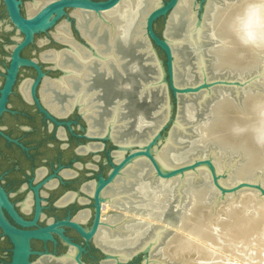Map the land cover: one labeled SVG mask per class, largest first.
<instances>
[{
    "label": "water",
    "instance_id": "1",
    "mask_svg": "<svg viewBox=\"0 0 264 264\" xmlns=\"http://www.w3.org/2000/svg\"><path fill=\"white\" fill-rule=\"evenodd\" d=\"M120 1L51 0L28 18L27 15L23 17L20 14V1L1 0L9 22L22 38L12 51L6 82L0 92V115L5 111L4 103L19 67H28L37 74L31 85L33 101L40 113L55 122L34 96V88L43 77L40 66L33 60L20 58L19 53L32 43L34 35L55 28L61 18H64L71 41L82 49L93 52L80 35L71 13L79 11L99 16L114 9ZM179 1L158 0V6L147 13L142 27V38L154 61L155 78L150 79L154 86L147 88L152 93L150 98L137 100L130 113L137 116L138 112H143V117L152 120V106H156L155 111L159 113L157 129L144 146L133 145L126 148L118 161H115L113 153L121 148L108 135L91 138L103 147L106 143L109 144L111 153L110 169L105 178L98 177L91 197L94 214L90 225L65 219L38 227L41 210L37 196L39 186L33 189V220L25 222L16 215L0 187V230L12 245L9 264H32L30 257H36L35 260L41 257L57 259L66 256L70 251H73L72 264H88L83 261L82 256L90 246L101 256L98 263L93 264H102L111 259L105 250L94 243V237L103 227L101 211L104 203L101 195L121 171L136 160L146 163L154 181L166 182L175 179L181 184H176L159 203L156 225L146 224L142 237L137 239L133 248L128 249V258L120 259L115 264H173L175 258L168 251L169 242L187 222L201 218L211 220L231 199L238 200L245 194H252L257 200L264 199V148L256 147L249 137L233 138L226 131L233 120L247 114L252 99L264 97V52L256 54L255 51L244 50L241 57H235L234 52L238 48L233 47L230 59L219 58L218 54L224 49L220 47V38H209L211 28H208L209 18L206 16L208 0H190L194 21L203 27L202 37L197 48L185 46L177 52L186 59L176 64L174 50L165 38L164 31L169 15ZM241 3L242 0L219 2L220 7L230 8L238 7ZM160 20H163V30L157 33L155 23ZM72 31L78 35L79 41L75 39ZM53 42L62 47L59 51L67 49L66 44L54 38ZM53 70L62 76L64 74L60 69ZM96 85L102 88L99 97L109 102V79L98 76ZM116 94L117 92L111 98ZM77 110L79 113V108ZM103 113L109 114L107 110ZM139 131L135 129L134 133L141 134ZM0 136L9 140L1 133ZM166 140H169L167 152L171 164V168L167 170L161 168L154 156V148H159ZM188 176L190 178L183 184ZM2 210L16 225L27 229L12 226L3 216ZM32 227L34 229H28ZM64 229L73 231L81 242L76 243L65 236ZM155 229L160 231L159 240L155 245H148ZM32 241L40 242L43 251H32ZM57 241L66 249V253L56 255L55 251L49 252L46 249L47 243L56 246Z\"/></svg>",
    "mask_w": 264,
    "mask_h": 264
},
{
    "label": "bare ground",
    "instance_id": "2",
    "mask_svg": "<svg viewBox=\"0 0 264 264\" xmlns=\"http://www.w3.org/2000/svg\"><path fill=\"white\" fill-rule=\"evenodd\" d=\"M49 1L27 3L28 18ZM219 2L208 0L206 3L208 28H211L209 38L221 39L225 35L224 21L237 11L235 6L220 7ZM157 6L158 0H121L114 9L99 16L74 11L71 15L75 18L76 27L93 52L72 44L63 22L56 26L52 35L69 48L40 55L42 61L52 63L53 68L64 73L58 81L43 84V100L48 102L49 98L54 102V112L64 96L65 111L70 110L69 105L71 108L78 105L89 126H94L89 128L94 133L92 135H108L121 148L113 154L115 161L122 158L126 148L144 146L158 126L156 106H152V120L143 117V112H138L137 116L130 113L137 100L150 98L152 94L147 88L154 86L150 81L155 78L154 61L142 38V27L147 13ZM191 6L190 0H180L165 27L164 36L174 50L176 64L186 59L178 51L185 46L197 48L201 41L203 27L194 21ZM223 49L218 54L219 58L230 59L233 48ZM243 53L240 48L234 52L235 57H241ZM98 76L109 79V102L99 97L102 88L96 85ZM104 110L109 114L103 113ZM135 129L144 135L135 134ZM168 144L169 140H166L159 148H154L156 161L166 170L171 168ZM189 178L185 177L183 184ZM176 184L181 183L175 179L154 181L149 167L142 160L133 161L121 171L101 195L104 203L101 211L103 227L94 237V243L111 258L102 264H115L128 258V249L133 248L137 239L142 237L145 225H156L158 205ZM75 219L83 223L86 217L79 215ZM159 237L160 231L155 229L147 244L155 245ZM168 251L175 258L173 264H264V199L257 200L252 194H245L238 200L231 199L211 220L201 218L187 222L169 242ZM72 256L73 251H70L57 259L38 258L32 264H72Z\"/></svg>",
    "mask_w": 264,
    "mask_h": 264
},
{
    "label": "flooded vegetation",
    "instance_id": "3",
    "mask_svg": "<svg viewBox=\"0 0 264 264\" xmlns=\"http://www.w3.org/2000/svg\"><path fill=\"white\" fill-rule=\"evenodd\" d=\"M18 1L21 3L20 14L24 17L27 15L26 4L33 0ZM63 21L64 18H61L57 25ZM157 23L158 21L155 23V31L159 33ZM55 28L34 35L32 43L19 53V57L33 60L40 66L43 77L34 88V96L41 108L57 124L40 113L33 101L31 85L37 77L35 70L19 67L4 103L5 111L0 115V133L9 139L0 136V187L16 215L25 222L33 220L35 213L33 189L39 186L37 196L41 210L37 221L38 227L65 219L78 222L75 217L79 215L85 216L86 220L78 223L90 225L94 214L91 197L98 177L105 178L110 169L111 148L107 143L103 147L98 141L91 139L96 137L92 135L93 131H89V128L93 129L94 126L93 124L89 126L85 120L86 125L79 115L80 112L78 113V105L72 108L69 105L70 110L65 111L64 96L60 98L57 103L58 110L54 112V102L49 98L46 102L42 98L43 84L49 85L62 77L58 71L53 70L52 63L42 61L40 58L45 52L64 51H59L62 47L53 42L52 33L55 32ZM67 33L69 41L79 48L71 41L68 28ZM38 35L41 37L38 38ZM73 36L79 41L75 32ZM21 38L22 35L9 22L0 0V92L6 82L12 51ZM67 47L69 48L68 45ZM2 213L15 228L27 229L16 225L3 210ZM64 235L76 243L81 242L69 229H64ZM54 238L57 240V237ZM11 249L9 239L0 230V264H9ZM31 249L41 252L43 245L32 241ZM46 249L49 252L55 251L56 255L66 253V249L58 241L56 246L47 243ZM100 257V254L90 246L82 259L88 264H93L98 263ZM35 259L36 257H30L31 262H36Z\"/></svg>",
    "mask_w": 264,
    "mask_h": 264
},
{
    "label": "clouds",
    "instance_id": "4",
    "mask_svg": "<svg viewBox=\"0 0 264 264\" xmlns=\"http://www.w3.org/2000/svg\"><path fill=\"white\" fill-rule=\"evenodd\" d=\"M223 30L220 47L264 52V0H242L224 21ZM226 131L233 138L249 137L264 147V97L252 99L247 114L233 120Z\"/></svg>",
    "mask_w": 264,
    "mask_h": 264
},
{
    "label": "rangeland",
    "instance_id": "5",
    "mask_svg": "<svg viewBox=\"0 0 264 264\" xmlns=\"http://www.w3.org/2000/svg\"><path fill=\"white\" fill-rule=\"evenodd\" d=\"M23 2H25V0H23ZM157 26H158L159 32H162V30H163V20L158 21ZM40 37L41 36L38 35V38H40Z\"/></svg>",
    "mask_w": 264,
    "mask_h": 264
}]
</instances>
